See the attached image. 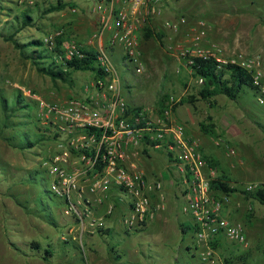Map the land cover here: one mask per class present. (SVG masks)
<instances>
[{
	"label": "rangeland",
	"instance_id": "1",
	"mask_svg": "<svg viewBox=\"0 0 264 264\" xmlns=\"http://www.w3.org/2000/svg\"><path fill=\"white\" fill-rule=\"evenodd\" d=\"M58 1L0 0V29L7 30L5 22L16 16L22 21L23 11L30 9L34 24L24 26L16 35L17 41L26 43L52 36L51 44H55V38L61 35L64 42L96 48L97 41L94 45L90 43L97 28V23L89 17L93 0H62L67 4L62 10L44 13ZM75 6L77 12L72 11ZM166 16L171 20L185 16L189 24L181 26L178 31L165 27L158 29V26L151 28L162 31L163 37L162 40L151 38L143 42L145 70L142 73H136L133 65L125 68L122 60L113 56L124 81L123 95L130 103L136 101L141 105L158 104L164 94L175 95L179 101L195 96L193 103L179 105L175 116L185 123L189 136L211 159L205 168L208 174L214 172L211 180L225 175L239 188L230 195L216 193V196L225 195L227 217L242 223L248 237L247 246L225 238L217 242L220 258L217 264H225L226 257L235 259L240 254H245L246 264H264V202L245 194L240 187L249 183L264 184V95L259 89L246 88L236 100L217 95L212 105L198 96L203 83L201 77L194 73L178 47L190 38L186 35L190 27L200 19L205 20L208 31L203 45L210 50L212 47L222 48L220 55L225 60L237 58L242 61L255 56L259 64L253 70L261 72L264 83V0H180ZM234 38L237 40L233 42ZM114 53L110 52L111 56ZM93 77L94 72L79 70L73 72L72 82L53 80L38 70V65L24 56L12 41L0 38V98L11 104L21 94L32 103L33 114L32 118L13 117L14 126L4 128L5 136H14L19 129L18 120L25 125L22 127L24 131L33 135L39 132L37 124H43L37 116L38 100L35 96L65 102L81 95ZM2 112L0 101V122ZM209 116L212 120L208 119ZM201 122H212L213 132H203ZM14 141L0 137V264H116L111 245H115V254L121 255L123 249V253H129L121 261L126 264L135 259L140 264H207L200 259L195 232L188 228L193 222L190 214L183 210L185 202L180 193L176 196L172 189L170 197L167 195L165 208L161 210L167 212L170 208L167 224L163 218L156 217L147 223L148 227L139 229L147 228L144 232L133 229L126 234L124 225L107 219L108 228L114 226L111 234L82 230L80 222L66 211L62 201L46 192L50 190L52 178L46 174L41 158L55 148L65 149L67 142L63 139L46 140L35 147L20 150ZM166 158L160 149L153 151L152 160H144L154 164L161 170L157 174H161L166 168ZM34 171H39L36 182L23 179ZM102 204L106 208L107 203ZM184 223L185 232L182 229ZM81 234L83 245L74 238ZM34 241L41 242L40 250L31 248ZM50 247L53 255L45 259L44 249ZM237 260L236 264H245Z\"/></svg>",
	"mask_w": 264,
	"mask_h": 264
},
{
	"label": "built area",
	"instance_id": "2",
	"mask_svg": "<svg viewBox=\"0 0 264 264\" xmlns=\"http://www.w3.org/2000/svg\"><path fill=\"white\" fill-rule=\"evenodd\" d=\"M179 1L93 0L92 13L97 16V28L90 43L98 42L95 47L100 53L98 62L103 72L94 73L82 94L65 102L35 96L37 116L43 126L49 128V132L58 133L57 140L67 142L65 149L55 148L41 159L46 174L52 178L50 192L63 201L66 211L80 222L82 230L99 232L108 228L107 219H112L117 207V201L110 197L112 188H116L118 201L124 202L127 210L123 224L131 231L145 227L165 208V176H149L142 163L143 158L162 149L167 166L173 170L174 161L181 171L184 210L190 214L195 228L200 259L207 264H217L220 258L215 244L225 238L247 246L245 227L227 217L225 195L218 197L211 189L214 172L206 173L209 162L199 143L189 136L185 123L175 116L179 98L170 95L163 108L157 104L131 105L123 95L124 81L110 54L120 46L124 67L134 66L136 73H142L145 66L141 47L146 28L158 26V29L178 31L189 24L185 16L177 20L166 16ZM72 11L77 12L76 6ZM157 21L163 22L158 25ZM207 31L205 20L194 23L186 32L190 38L178 45L181 54L184 57L212 56L254 71L259 64L255 56L242 61L225 60L220 55L222 48L205 47ZM52 39L50 36L46 41L52 43ZM64 48L68 59L80 53V46L75 42H64ZM186 62L190 65L194 60L188 58ZM261 77V72H255L254 83L264 95ZM203 81L201 77L200 82ZM259 99L263 101L262 97ZM240 187L252 192L264 188V184L249 183ZM104 202L107 206L103 215L95 214V207ZM74 238L83 245L82 234Z\"/></svg>",
	"mask_w": 264,
	"mask_h": 264
},
{
	"label": "trees",
	"instance_id": "3",
	"mask_svg": "<svg viewBox=\"0 0 264 264\" xmlns=\"http://www.w3.org/2000/svg\"><path fill=\"white\" fill-rule=\"evenodd\" d=\"M66 2L60 0L57 4L49 6L44 10V13H50L56 10H62L66 6ZM30 9H25L22 13V21H19V16L8 19L5 22L4 28L7 30L0 29V38H3L8 41H12L15 46L21 49L24 53V56L30 58L34 61L35 64L38 65V70L43 72L46 75H49L53 80L61 79L66 82H72V74L75 71H91L95 74H102L103 70L99 66L98 56L100 53L94 47H80V53L74 54L71 58H66L65 56V48H64V39L61 35L55 38L56 43L51 44L50 41H46L45 38H35L26 43L17 41L16 35L17 33L26 25L34 24L33 15L29 14ZM31 13V12H30ZM11 14H8L10 16ZM145 39L156 38L158 40H162L163 32L156 31L151 28H146L145 31ZM30 50H26V49ZM188 58H192L194 62L189 66L192 68L194 73L199 77L203 78V83L198 90V96L202 99L208 100L212 105L215 104L214 97L217 95H225L232 100H236L240 97L241 93L245 91L246 88L252 89L254 91L258 90V87L254 83V74L255 72L249 70L248 68L242 66L239 63L233 62H221L218 61L215 57H201V56H193L190 57L187 55L185 60ZM170 95L164 94L158 100V106L163 108L166 105V101L169 99ZM195 100V96H190L186 98H182L176 105L175 111L179 105H182L186 102L193 103ZM0 101L3 106V119L0 122V137H4L8 141H14V145L20 150H27L29 148L35 147L40 142H44L46 140L57 139L59 137L58 133L49 132V128L44 126H38V133L31 134L29 131L23 130V123L21 120L16 124L19 129L16 131L14 136L6 137L4 133V128L12 125V118L15 116H25L32 118L33 114L31 111L32 103L26 101V99L19 94L18 97L15 98L13 103L8 104L3 97L0 98ZM20 111H24V114L19 113ZM208 119L212 120V116H209ZM39 121V119H38ZM37 122V121H36ZM38 123V122H37ZM201 130L205 133L213 132L214 124L201 122ZM52 133L50 135L48 133ZM205 158L208 161L211 159ZM39 171H34L32 174L23 178L25 181L30 183H34L38 180ZM211 189L216 193L230 195V193L238 191L239 188L237 186L232 185V181L228 176H221L218 178H214L210 181ZM245 194L258 199L264 202V188H259L256 191H245ZM51 196L55 197L50 190L46 191ZM57 198V197H56ZM59 199V198H58ZM62 201L61 199H59ZM63 203V201H62ZM192 230H194V225L189 226ZM185 230V228H183ZM138 231V230H136ZM101 234H111L113 230L111 228H106L104 230H99ZM127 234H130V231H126ZM67 243V242H66ZM41 243L39 241L32 242L31 248L34 250L41 249ZM216 245V244H215ZM79 246V245H78ZM80 248V246H79ZM111 249L113 252H117L115 249V245H111ZM44 258L48 259L53 255L52 247L44 249ZM226 257L224 259L225 264H236L237 259L241 260L246 264L245 254H240L238 256ZM117 259L121 258V255H116ZM138 264V263H134Z\"/></svg>",
	"mask_w": 264,
	"mask_h": 264
},
{
	"label": "crops",
	"instance_id": "4",
	"mask_svg": "<svg viewBox=\"0 0 264 264\" xmlns=\"http://www.w3.org/2000/svg\"><path fill=\"white\" fill-rule=\"evenodd\" d=\"M253 3H255V2H253ZM90 18H92L93 19V23L95 22V23H97V16L94 14V13H91V15L89 16ZM146 40V39H145ZM144 40V41H145ZM235 40H237L236 38H234L233 39V42L235 41ZM143 41V42H144ZM141 50H142V47H141ZM114 55H116V57H118L119 59H121L122 58V51H121V49H120V46L119 47H117V49H116V51H115V53L112 55V58H113V56ZM122 60V59H121ZM128 101V100H127ZM129 102V101H128ZM130 103V102H129ZM131 105H141V103H138V102H136V101H133L132 103H130ZM152 158H153V155H150L148 158H145L146 160H152ZM142 163H143V166H144V168L147 170V172H148V174H149V176H153V175H156L157 174V171H161V170H159V169H157V167L154 165V164H152L151 162L150 163H147V161H145L144 160V158H143V160H142ZM166 168H165V170L161 173V174H163L164 176H165V178H167L166 179V187H165V192H166V195H168V197H170V191L173 189V192L175 193V195L176 196H178L179 195V193H180V195L184 198V202H185V197L183 196V189H184V186H183V180H182V174H181V171H180V169H179V167H178V165L173 161V170L169 167V166H167L168 165V161H167V158H166ZM170 168V171H172V172H169V169ZM110 197L112 198V199H114V200H116L117 201V207H116V210H115V212H114V214H113V216H112V219L113 220H115L116 221V223H118V225H124L123 224V215H124V213L127 211L126 210V205H125V203L124 202H121V201H118V190L116 189V188H112V190H111V194H110ZM28 208V207H27ZM29 209V208H28ZM31 209H32V207H31ZM105 207L103 206V204H99V205H97L96 207H95V210H96V213L98 214V215H100V214H103L104 213V211H105ZM34 210V209H33ZM169 210H170V208L168 209V211L166 212V210L163 212V211H161L162 213H163V215H162V213L160 214L159 212L157 213V216L156 217H158V218H163V221H164V224H167L168 223V212H169ZM184 210V209H183ZM185 211V210H184ZM186 212V211H185ZM187 213V212H186ZM122 222V223H121ZM115 223V224H116ZM147 227H148V225H146ZM145 226V227H146ZM112 227H114V226H111V229L113 230V228ZM115 227H117V224L115 225ZM125 227V226H124ZM183 228H185V230L183 229ZM188 228H190V227H188ZM116 229V228H115ZM147 229V228H146ZM145 229V230H146ZM182 229H183V231L185 232L186 230H187V227H186V224L184 223V225L182 224ZM191 229V228H190ZM144 229H142L141 231L142 232H144L143 231ZM141 231H139V229H138V231L137 232H141ZM194 231V230H193ZM127 234V233H126ZM41 243V242H40ZM116 248H118L117 246H116ZM117 251V250H116ZM124 252V249H123V251H122V254H121V258L120 259H117L116 258V255L117 254H115V252H112V256L114 257V259H115V262H116V264H126V263H123V262H121L122 261V259H123V257H124V255L126 254V253H123ZM120 255V254H119ZM126 255H129V253L128 254H126ZM131 260V259H130ZM134 263H138V264H140L139 262H137L136 261V259L135 260H132L131 262L129 261V263L128 264H134Z\"/></svg>",
	"mask_w": 264,
	"mask_h": 264
}]
</instances>
